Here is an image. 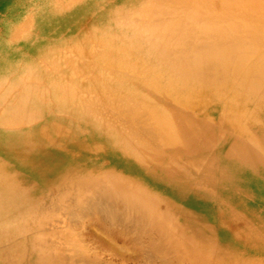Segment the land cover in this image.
Segmentation results:
<instances>
[{"label":"bare ground","instance_id":"6f19581e","mask_svg":"<svg viewBox=\"0 0 264 264\" xmlns=\"http://www.w3.org/2000/svg\"><path fill=\"white\" fill-rule=\"evenodd\" d=\"M130 10L115 13L130 33L127 39L116 18L108 25L93 22V31L75 48L78 59L51 71L66 82L54 79L39 63L22 68L13 53L0 55V253L6 255L5 264H19L20 246L2 235L9 222L4 207L19 216L27 214L32 195L42 196L73 174L82 182L79 190L57 207L72 223L88 215L138 232L153 227L158 237L150 249L165 255L162 264H189L188 253L146 202L92 178L87 184L82 181L85 176L78 175L76 164L92 157L85 150L88 143L98 144L119 173L131 175L141 186H154L160 197L171 190L175 199L183 192H201L207 200L225 201L219 206L220 216L237 232L230 213L254 215L234 196H252L255 187L264 191V107L259 103L264 99V0H153ZM39 21L52 25L55 18L44 12ZM52 31L53 27L43 33ZM145 32L150 34L148 41ZM59 40L52 48H39L49 64L56 65L62 48L71 42ZM148 53L155 58L149 59L152 62L144 59ZM15 76L22 79L13 85ZM83 77L87 83H76ZM25 79L35 85L28 87ZM81 90L95 96L83 99ZM232 90L239 92L229 98L226 93ZM28 96L31 101H26ZM99 107L125 113L128 132L117 131L115 139L110 134L105 141L104 125L94 120L93 111ZM231 109L238 115L234 120ZM70 117L79 124L67 132ZM84 133L86 142L79 139ZM60 142L75 143L86 157L63 159L68 151ZM224 186L233 191L232 199L220 193ZM82 192L90 195L81 198ZM192 214L190 209L183 213L184 218ZM100 240L106 247L114 244L110 235ZM4 243L10 246L1 251ZM55 249L52 253L46 247L43 264H103L77 237Z\"/></svg>","mask_w":264,"mask_h":264},{"label":"rangeland","instance_id":"374dc122","mask_svg":"<svg viewBox=\"0 0 264 264\" xmlns=\"http://www.w3.org/2000/svg\"><path fill=\"white\" fill-rule=\"evenodd\" d=\"M151 1L153 0H0V46L2 47L0 55L8 52L13 53L16 63L22 68L35 67L39 63L38 65L49 71L54 79L66 82L67 79H63L61 74L55 76L51 71L60 70L66 60L78 59L75 48L84 40V34L87 35L93 31L95 28L93 22L108 25L116 18L117 26L121 27L120 34L126 38L130 36V33L125 31L122 22H118L116 11L120 10L128 14L132 12L130 9L133 7L134 9L141 8ZM44 12L54 15L55 22H52V25H43L39 21V16ZM51 27L54 28V31L50 35L43 33ZM144 36L146 41L151 38L147 32L144 33ZM59 37L71 42L62 48L57 58L58 62L56 61V65H52L40 57L39 48H43L44 45L50 48L54 47L60 43ZM94 48L97 49L98 46L94 44ZM80 59L86 63V58L80 57ZM144 59L152 62L149 59L155 58L148 53ZM11 79L13 80L11 83L15 85L17 84L15 81L21 80L22 77L15 76ZM24 82L28 87L35 85L28 79H25ZM77 82L78 84L80 82L87 83L85 77L76 79ZM46 85H48L47 82L42 87L45 88ZM234 91L236 90L226 93L227 96L230 98L239 92V90ZM83 92L81 90L80 94L83 99L95 96L93 93ZM26 101H31V98L28 96ZM259 103L264 107V99H261ZM47 106H51V104ZM115 108L99 107L93 111L94 120L104 125L101 135L105 141L106 136L110 134L115 139L117 131L128 132L129 130L126 114L122 115ZM114 113H116L115 116H113ZM193 113L196 116L200 115L197 110H194ZM121 116L124 118L122 119L124 122H120L122 124L118 123ZM231 116L233 120L238 117L233 109H231ZM71 117H73L72 114ZM71 117L67 119L68 123L65 127L67 132H71V129L79 124ZM87 137V133H84L80 135L79 139H85L86 142ZM115 145L117 144L115 143ZM59 146L68 151L63 152L66 154L62 155L63 159L73 158L72 156L85 158L87 155V153L78 150L75 143L60 142ZM85 150L92 157L80 160L76 164L78 175L85 176L82 181L87 184V179L92 178L93 182L98 181L107 187H117L121 191H129L135 199L146 202L154 217L172 231L180 247L188 253L189 264H264V191L260 187L259 189L255 187L253 191L256 192L252 193V196L238 198L234 196V200L239 199L243 205L247 203V207L254 210V212L251 211L254 213L253 217L243 216L236 210L230 213V220H234L236 226L239 227L238 233L236 228H231L220 216L219 206H222L225 201L218 202L213 197L207 200L204 193H184L181 190L179 192H183L184 195L179 194L178 199H175L176 194L171 190L166 191L165 195L160 197L161 193L157 192L154 186L152 188L147 185L141 186L134 182L131 175L119 173L120 169L115 170L111 159L99 152L98 144L88 143ZM89 150L92 151V154ZM62 163L64 162L61 161L60 164ZM81 183L76 174H73L64 183L44 190L42 196L32 195L30 201H27L30 210L27 214L19 213L21 217L12 208L4 207L6 209L4 216L9 222L2 235L8 237L11 242L16 241L20 246V250L16 254L17 262L19 264H43V252L46 247L49 246L50 251L54 250L52 253H55V246L62 248L65 243L77 237L85 246L88 254L91 257H96L103 264H162L165 255L150 249L151 242L158 237V233L153 227H150V230L146 227L149 231L138 232L119 222L112 226L103 218L88 215L81 219V223L78 221L72 223L64 213L57 210L58 204L76 194ZM86 193L82 192L81 198L90 195V193ZM220 193L224 198H233V191L225 186L220 190ZM113 197L115 198L114 195ZM188 209L192 210L193 217H186L188 218L186 219L183 213ZM98 231L106 233L103 236L101 235L103 233L100 234ZM98 234L101 235L100 239H104L105 235H110L115 245L106 247V244L99 239ZM54 243L55 246H53ZM9 246L10 244L4 243L1 251L8 249ZM133 249L137 252L135 253ZM130 252L132 254H129ZM1 253L0 264H5L6 255ZM186 262L185 264H187Z\"/></svg>","mask_w":264,"mask_h":264}]
</instances>
